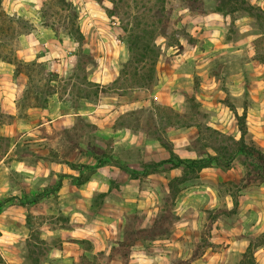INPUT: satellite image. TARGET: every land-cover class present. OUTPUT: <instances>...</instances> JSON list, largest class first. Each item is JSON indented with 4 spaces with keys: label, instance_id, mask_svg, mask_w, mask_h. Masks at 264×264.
<instances>
[{
    "label": "rangeland",
    "instance_id": "rangeland-1",
    "mask_svg": "<svg viewBox=\"0 0 264 264\" xmlns=\"http://www.w3.org/2000/svg\"><path fill=\"white\" fill-rule=\"evenodd\" d=\"M45 1L3 0L22 22L2 54L56 37L52 21L69 38V7ZM71 1L72 72L0 61V264H264L245 157L184 182L167 161L216 155L245 112L264 150V0Z\"/></svg>",
    "mask_w": 264,
    "mask_h": 264
},
{
    "label": "trees",
    "instance_id": "trees-1",
    "mask_svg": "<svg viewBox=\"0 0 264 264\" xmlns=\"http://www.w3.org/2000/svg\"><path fill=\"white\" fill-rule=\"evenodd\" d=\"M58 3H54L53 0H46L44 2V6L46 7H55L61 4L64 7H69L70 13L62 14L57 11L55 12L56 15L60 14L62 20H65L66 17L71 19L72 16V23H70V27L65 28L64 34H66L69 38H73L74 41L80 43L84 39V34L80 27L79 22V14L76 6L71 0H56ZM234 0H222L224 3H230ZM248 6V5H247ZM249 8L243 9L248 11L250 14L255 15L256 17L262 18L263 11L261 9L254 10L253 7L248 6ZM52 9V8H51ZM41 17L46 18V12L44 8L41 9ZM257 12V13H256ZM52 15V14H51ZM22 17L19 14H9L4 7L3 0H0V47L6 48L10 46L12 41L16 38V34L18 31V23L22 22ZM61 20V23L63 22ZM48 22V21H47ZM60 23V24H61ZM48 27L53 29L56 34V37L62 40V36L59 34L61 29L57 26V23L52 21V23L47 24ZM264 61V58H261ZM0 61H5L11 63L13 65H17L21 63L18 59L17 53L15 51L10 52L9 55H4L0 52ZM27 94V92L25 91ZM24 93V94H25ZM238 118L242 121L240 124V131H241V138L236 140L230 137V144L222 145L216 147L214 150L216 155L210 156L209 158H200V159H183L174 153L171 154V158L167 161L172 164L174 167H182L185 171V174L176 177V181L184 182L189 180L188 174H196V172H200L204 168L212 166L213 163L217 164L223 169H229L233 163V161L238 156H244L246 159V166H247V182L248 184H261L264 183V150L253 140L247 141L248 137V128L246 125V112L242 116H238ZM229 140V139H228ZM227 140V142H228ZM160 163L154 164L153 168L150 165H146L145 168L148 169L151 173L157 172ZM150 168V169H149ZM247 186V184H246ZM238 201L235 202L237 204ZM264 237V232L262 233ZM251 248V245L250 247ZM201 254H195L193 259L198 258Z\"/></svg>",
    "mask_w": 264,
    "mask_h": 264
},
{
    "label": "crops",
    "instance_id": "crops-1",
    "mask_svg": "<svg viewBox=\"0 0 264 264\" xmlns=\"http://www.w3.org/2000/svg\"><path fill=\"white\" fill-rule=\"evenodd\" d=\"M29 40H30L29 44L24 46L22 50L18 51L19 58H22L26 61H30V60L50 61L54 56H62L63 59L68 57L69 60L67 61L64 60L65 62L61 65V69H60V72L62 74L61 76H63V73L68 74L72 72V69H70V67H72V63H71L72 53L69 52L70 49L66 45L67 41H72V39L64 38L60 40L55 36H51L47 32L41 31L36 36L30 37ZM51 48L52 50H50ZM23 88L24 87H22V90ZM53 95L57 96L58 92H54Z\"/></svg>",
    "mask_w": 264,
    "mask_h": 264
}]
</instances>
